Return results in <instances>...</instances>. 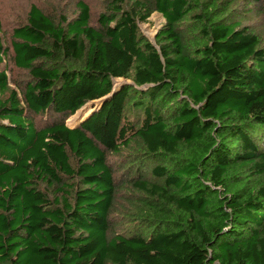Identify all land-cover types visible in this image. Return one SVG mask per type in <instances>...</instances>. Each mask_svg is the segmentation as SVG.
I'll return each mask as SVG.
<instances>
[{"label":"trees","instance_id":"obj_1","mask_svg":"<svg viewBox=\"0 0 264 264\" xmlns=\"http://www.w3.org/2000/svg\"><path fill=\"white\" fill-rule=\"evenodd\" d=\"M96 2L0 20V264H264V0Z\"/></svg>","mask_w":264,"mask_h":264},{"label":"rangeland","instance_id":"obj_2","mask_svg":"<svg viewBox=\"0 0 264 264\" xmlns=\"http://www.w3.org/2000/svg\"><path fill=\"white\" fill-rule=\"evenodd\" d=\"M77 0H0V20L2 24L1 33L7 40L10 46L11 34L15 26L24 21L26 13L28 12L31 5L36 4L40 8L44 9L49 14L53 15L57 19L61 17H66L71 19L76 14V4ZM91 4V9L94 15L101 11V6L96 2V0H87ZM165 23L164 18L159 13H154L149 19L148 23H141L140 30L150 41L154 42L155 36L158 30ZM257 23V20H252L251 24ZM10 75V81L13 82L17 79L25 78L24 71H18L14 67L8 72ZM128 82H130L128 80ZM125 79H117L114 81V85H120L121 83H128ZM87 105H91L94 109L98 105V102H91ZM86 105V106H87ZM95 105V106H94ZM84 106V107H86ZM83 107V108H84ZM82 108V109H83ZM81 109V110H82ZM89 108L83 109V113H88ZM80 111V110H79ZM76 113L67 120V124L75 125L78 120L84 118L82 113ZM79 114V115H78ZM80 122V121H79ZM76 126V125H75ZM74 127V126H73ZM122 222V218H119ZM126 224V223H123ZM126 226H121L119 231H125Z\"/></svg>","mask_w":264,"mask_h":264},{"label":"bare ground","instance_id":"obj_3","mask_svg":"<svg viewBox=\"0 0 264 264\" xmlns=\"http://www.w3.org/2000/svg\"><path fill=\"white\" fill-rule=\"evenodd\" d=\"M82 111H83V109L79 111V114H80V113H82V114H83V116H85V115H86L85 117H87V116H88V114H89V112H88V113H83ZM77 113H78V112H77ZM79 114H78V115H79ZM85 117H84V118H85ZM84 118H82V119L78 120V122H77L75 125H77V124L79 123V121L83 120ZM75 125H71V127H73V126H75Z\"/></svg>","mask_w":264,"mask_h":264},{"label":"water","instance_id":"obj_4","mask_svg":"<svg viewBox=\"0 0 264 264\" xmlns=\"http://www.w3.org/2000/svg\"><path fill=\"white\" fill-rule=\"evenodd\" d=\"M125 84H127V83H121L120 86L122 87V86L125 85ZM91 114H92V113H91ZM91 114H90V115H91ZM90 115H89V116H90ZM89 116H88V117H89ZM88 117H86L85 119L81 120L79 123L83 122V121L86 120ZM79 123H78V124H79ZM76 126H77V125H76Z\"/></svg>","mask_w":264,"mask_h":264},{"label":"crops","instance_id":"obj_5","mask_svg":"<svg viewBox=\"0 0 264 264\" xmlns=\"http://www.w3.org/2000/svg\"><path fill=\"white\" fill-rule=\"evenodd\" d=\"M90 107V106H89ZM85 108H88V106L87 107H85ZM85 108H83V109H85Z\"/></svg>","mask_w":264,"mask_h":264}]
</instances>
